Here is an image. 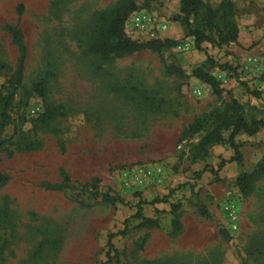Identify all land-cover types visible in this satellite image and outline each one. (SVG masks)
Listing matches in <instances>:
<instances>
[{
    "label": "rangeland",
    "instance_id": "obj_1",
    "mask_svg": "<svg viewBox=\"0 0 264 264\" xmlns=\"http://www.w3.org/2000/svg\"><path fill=\"white\" fill-rule=\"evenodd\" d=\"M204 1L216 8L223 0ZM230 1L237 42L219 46L208 30L213 41L200 51L181 24L180 0H0V94L11 117L0 126V173L9 178L0 185V264H264V175L246 195L236 179L264 164V129L236 138L242 166L226 163L214 174L234 155L228 144L196 160L193 147L208 131L180 141L184 129L231 99L249 121L264 120V0ZM128 3L136 7L128 37L153 41L132 34V18L143 12L157 26L168 24L154 40L175 45L126 57L92 53L98 16ZM6 25L20 28L27 46L12 101L19 52ZM207 57L232 71L210 67ZM199 67L217 79L221 94L193 76ZM4 106L0 101V122ZM139 166L154 168L150 180L125 186L122 172ZM65 174L74 188H44ZM96 192L124 204H107ZM172 204L181 206L175 231ZM139 208L158 226L131 218ZM125 229L112 239L117 255L110 260V236Z\"/></svg>",
    "mask_w": 264,
    "mask_h": 264
},
{
    "label": "trees",
    "instance_id": "obj_2",
    "mask_svg": "<svg viewBox=\"0 0 264 264\" xmlns=\"http://www.w3.org/2000/svg\"><path fill=\"white\" fill-rule=\"evenodd\" d=\"M20 12H23V6L20 5ZM136 9L133 3L122 5L115 10L108 13H101L97 19V36L93 42L90 50L92 53H98L105 57H126L132 56L145 49H153L156 51L162 50L164 47L174 46L175 42L166 40L164 42L153 40L150 42H138L128 37L125 33V25L129 15ZM180 21L182 26L187 32V36L194 38L195 47L197 50H203L202 45L206 42L213 41L212 37L207 34V31H211L217 38L216 42L219 46L231 44L237 42L240 34V26L235 19V4L230 0H223L216 8L212 7L204 0H180ZM5 30L10 34L12 43L17 47L19 52L17 69L14 74V78L11 81L12 92L10 91L8 101H12L15 92L22 85L24 79V73L27 60V46L25 43V37L23 31L15 26L6 25ZM207 63L210 67H218L221 70L232 71L227 65H221L215 62L212 58L207 57ZM193 76L199 79L205 84L210 85L216 94H221L220 84L217 79L214 78L204 68L199 67L193 71ZM44 85L37 86V93L44 97ZM252 96L260 98V93H251ZM0 101L5 103L4 109L1 113L2 122L0 126L4 127L10 124L11 117L8 114L7 99L0 94ZM261 129H264V120L253 118L250 121L245 116V107L236 99H231L226 103L222 110H216L207 115L205 118L197 119L182 134L181 140L192 139L194 136L208 131L200 141L193 147V159L199 160L207 158L209 155V149L215 145L228 144L234 151V155L228 160L221 162L218 170L211 169L212 173H216L221 170L226 163L235 162L238 166L243 164V154L240 151V145L236 142V138L244 133L248 136L256 135ZM229 132V136L225 137V133ZM207 168L204 169L206 171ZM202 171V172H204ZM201 172V174H202ZM200 173L197 177L201 176ZM264 175V164L260 163L251 172H241L237 179V187L244 195L251 191L252 185L258 180L259 177ZM8 176L0 173V185L8 182ZM69 175L63 176V181L57 184L43 183L46 190L62 191L68 188H74L71 185ZM83 192H89L86 186L80 188ZM191 190L194 193V186H191ZM97 196H101L102 200L110 205L116 203L124 204V201L117 196H112L109 193H95ZM172 194V192H171ZM170 196V195H169ZM167 197L156 198L152 201V204H162L166 202ZM172 214L174 220L172 227L175 230L180 229L178 223V212L181 208L180 205H171ZM197 210L201 217H210V213L206 206L202 202H198ZM131 218L142 220L144 227L152 228L157 227L158 222L155 219L144 217L142 209L139 208L135 215ZM127 230L117 232L110 236L108 246L109 254L108 258L112 259L111 253L117 255V251L112 243V239L117 236H125Z\"/></svg>",
    "mask_w": 264,
    "mask_h": 264
},
{
    "label": "built area",
    "instance_id": "obj_3",
    "mask_svg": "<svg viewBox=\"0 0 264 264\" xmlns=\"http://www.w3.org/2000/svg\"><path fill=\"white\" fill-rule=\"evenodd\" d=\"M157 25L158 22L156 19H154L148 13L143 12L135 14L130 22L132 34L137 37L136 40H143L144 36H147L148 40L149 37L154 40L156 38H159V35L162 36V34L167 31L168 24L163 23L159 26ZM154 28L158 29V33H150V31L154 30ZM33 113H35V111H33ZM153 170L154 168L151 166H139L123 171V176L127 177L126 181H124L125 186H130V183L142 185L145 180H150V177L153 175Z\"/></svg>",
    "mask_w": 264,
    "mask_h": 264
}]
</instances>
